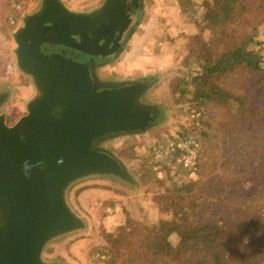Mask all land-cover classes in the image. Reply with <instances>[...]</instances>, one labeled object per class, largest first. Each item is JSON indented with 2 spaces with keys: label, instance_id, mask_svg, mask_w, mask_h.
Listing matches in <instances>:
<instances>
[{
  "label": "water",
  "instance_id": "1",
  "mask_svg": "<svg viewBox=\"0 0 264 264\" xmlns=\"http://www.w3.org/2000/svg\"><path fill=\"white\" fill-rule=\"evenodd\" d=\"M148 6L40 0L13 31L11 67L0 70V264H73L65 245L90 227L75 200L81 187H113L141 203L144 185L121 148L165 111L151 100L156 68L121 62ZM9 108L22 112L11 123Z\"/></svg>",
  "mask_w": 264,
  "mask_h": 264
},
{
  "label": "trees",
  "instance_id": "2",
  "mask_svg": "<svg viewBox=\"0 0 264 264\" xmlns=\"http://www.w3.org/2000/svg\"><path fill=\"white\" fill-rule=\"evenodd\" d=\"M19 1L5 0L0 12ZM158 7L153 36L143 39L142 48L159 57L181 49V64L190 67L181 68L176 91L193 101L185 106L186 119L191 111L192 120L199 121L179 132L200 142L195 177L157 181L162 190L153 195L155 220H138L126 212L116 229L102 228L103 242L91 248L92 261L264 264V194L251 196L254 175L242 162L245 149H251V133L264 135V103L252 104L250 92V78L264 75V37L258 30L264 27V0H159ZM2 13L0 40L6 32ZM262 89L264 97V84ZM148 163L156 180L152 156ZM159 164L167 177L171 165Z\"/></svg>",
  "mask_w": 264,
  "mask_h": 264
},
{
  "label": "rangeland",
  "instance_id": "3",
  "mask_svg": "<svg viewBox=\"0 0 264 264\" xmlns=\"http://www.w3.org/2000/svg\"><path fill=\"white\" fill-rule=\"evenodd\" d=\"M5 0H0L2 5L0 10L4 7ZM69 5H86L94 0H65ZM161 1V0H160ZM40 0H20L15 4L14 8H6L5 11L0 12L6 18L5 33L0 40V70L5 72L10 70L12 63V49H13V31L20 23L24 15L33 12ZM159 0H149L147 14L143 19V24L139 28V33L136 37L135 43L129 54L121 62L122 69H139L143 67H154L157 73L153 75L155 85L151 89V97L153 102L159 104L164 108V116L162 122L153 129L152 132L139 135L135 138L127 139V144L121 148V153L126 161L130 164L132 172L135 174L138 182L143 183L142 201L139 204H133L129 195L120 189L108 186H84L75 192V200L79 208L86 213L90 219V227L82 232V235L73 237L64 248L65 253L71 258L73 264H95L92 261L93 252L91 248L99 246L102 242V228L112 226V230L116 229L118 223L124 220L126 212L138 220L154 221L156 218L157 205L153 202V195L156 191H161L157 181H163L167 184L171 178L175 182L186 180L195 177V174H188L185 170L179 169L177 163L169 162L166 157L163 160L169 162L166 165H171L169 175L164 177V171L161 170V175L152 167L156 180L151 177L146 166L150 160L151 151L154 147L164 146L172 138H183L179 132L189 126L191 123L199 125L198 120H192L190 117L191 111L188 113L189 120L186 119L185 106L192 102L189 94L177 92V82L181 78L182 70L187 71L189 65L182 66L181 56H179L181 49L164 55L162 57L152 55L142 48L143 39L145 37L151 38L153 32L150 30L153 20L157 14ZM11 18L13 22H11ZM260 38L264 37V27L259 26ZM175 35V34H174ZM179 41L181 38H177ZM183 45V43H181ZM264 46V42L262 44ZM166 69V72H163ZM264 75L252 76L251 83V103H264V97L261 95L262 86L264 82H260ZM167 96V99H163ZM26 97V95H24ZM21 93H19L18 102L22 101ZM16 102V103H18ZM20 106V105H19ZM21 107V106H20ZM20 108H9L7 110V119L13 122L19 115H21ZM201 112L198 116H201ZM187 120V121H186ZM254 126H250L253 128ZM190 135V134H189ZM193 136V135H190ZM197 139V138H196ZM198 140V139H197ZM250 141V150L245 149L246 170L254 176L253 191L251 196L258 193L264 194V135L253 131L248 137L247 142ZM248 145V146H249ZM201 146V145H200ZM236 153L240 150L238 146H232ZM232 151V152H234ZM239 161L238 163H242ZM169 179V180H168ZM156 190V191H155ZM263 202V201H262ZM47 248L46 251L50 252Z\"/></svg>",
  "mask_w": 264,
  "mask_h": 264
},
{
  "label": "built area",
  "instance_id": "4",
  "mask_svg": "<svg viewBox=\"0 0 264 264\" xmlns=\"http://www.w3.org/2000/svg\"><path fill=\"white\" fill-rule=\"evenodd\" d=\"M11 22H13L12 18ZM199 114L200 112H197L196 115ZM199 149L200 142L193 136L172 139L164 146H158L152 149L151 156L154 162L153 168L160 176L161 165L159 162L161 163L163 161L165 164H168L172 161L189 170L190 174H194ZM166 157H169V162L163 160Z\"/></svg>",
  "mask_w": 264,
  "mask_h": 264
},
{
  "label": "clouds",
  "instance_id": "5",
  "mask_svg": "<svg viewBox=\"0 0 264 264\" xmlns=\"http://www.w3.org/2000/svg\"><path fill=\"white\" fill-rule=\"evenodd\" d=\"M57 162H58V163H61L62 161H61V160H58ZM23 167H24V169H25V174H27V170L30 168V165L27 164V163H25ZM179 239H180V238L177 236L176 241H175L176 244L179 243ZM243 243H247V237L244 238Z\"/></svg>",
  "mask_w": 264,
  "mask_h": 264
}]
</instances>
